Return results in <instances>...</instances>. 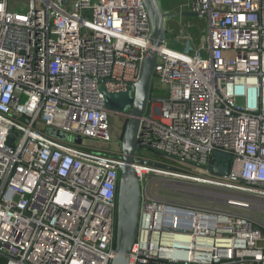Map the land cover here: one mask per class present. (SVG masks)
I'll use <instances>...</instances> for the list:
<instances>
[{"label": "built area", "instance_id": "built-area-1", "mask_svg": "<svg viewBox=\"0 0 264 264\" xmlns=\"http://www.w3.org/2000/svg\"><path fill=\"white\" fill-rule=\"evenodd\" d=\"M13 1L0 0V264H112L123 159L104 91L138 82L148 9ZM180 10L202 15L207 35L196 42L180 28L186 50L176 51L166 20L154 78L167 94H152L140 134L136 158L151 164L135 166L129 264H264V0H186Z\"/></svg>", "mask_w": 264, "mask_h": 264}, {"label": "water", "instance_id": "water-1", "mask_svg": "<svg viewBox=\"0 0 264 264\" xmlns=\"http://www.w3.org/2000/svg\"><path fill=\"white\" fill-rule=\"evenodd\" d=\"M148 9L152 23L151 45L145 53L140 66L139 80L136 85L125 94H109L104 91L105 104L109 112L116 115L129 117L122 142L121 153L123 163L120 165L121 175L118 192V222L116 237V256L112 264H129V257L135 244L138 222L141 209L140 181L136 165H150V162L136 158L139 148L140 134L151 103L154 84V70L156 67L159 50L166 36V20L170 18L202 17L194 12L163 11L160 0H143ZM51 137L65 140L67 136L59 131L50 130ZM14 136L8 138L7 145L12 146ZM75 143L81 145L82 140L77 138ZM215 161L221 158L230 160L231 156L216 152ZM213 173L228 175V164H213Z\"/></svg>", "mask_w": 264, "mask_h": 264}, {"label": "rangeland", "instance_id": "rangeland-1", "mask_svg": "<svg viewBox=\"0 0 264 264\" xmlns=\"http://www.w3.org/2000/svg\"><path fill=\"white\" fill-rule=\"evenodd\" d=\"M162 1V8L166 10H177L182 7L186 3V0H161ZM13 4L16 6H27L28 1L27 0H15L13 1ZM176 7V9H174ZM170 29L172 30L173 36L170 39V47L174 48L176 51L185 52V48L182 45H177L175 43V38L180 30V28L189 29L190 36H193L196 42H198L200 39H203L205 35H207V23L206 20L201 17H185L183 18L181 25H179L176 21L170 20L169 21ZM192 55V53H190ZM154 86H153V92L152 94L157 97H165L167 94L166 87L162 83H160L157 78H154ZM129 117L124 115H116L114 114L113 124H114V130H115V136L122 140L124 130L126 123L128 121ZM50 130L54 129H48V133H50ZM57 131V130H54ZM67 136V135H66ZM70 137L67 136V139ZM98 144L97 148H107L109 151H114L115 147L113 145H103L101 143H95Z\"/></svg>", "mask_w": 264, "mask_h": 264}, {"label": "crops", "instance_id": "crops-1", "mask_svg": "<svg viewBox=\"0 0 264 264\" xmlns=\"http://www.w3.org/2000/svg\"><path fill=\"white\" fill-rule=\"evenodd\" d=\"M174 9H176V7ZM168 11L173 13V12H179V11H182V10L177 9V10H168ZM183 12H185V11H183ZM183 18H185V17H183ZM180 20H182V19H178V18H174L173 19V21H176V22H179Z\"/></svg>", "mask_w": 264, "mask_h": 264}, {"label": "trees", "instance_id": "trees-1", "mask_svg": "<svg viewBox=\"0 0 264 264\" xmlns=\"http://www.w3.org/2000/svg\"><path fill=\"white\" fill-rule=\"evenodd\" d=\"M150 106H151V104H150ZM150 106H149V110H148V113H149V111H150ZM115 247H116V245H115Z\"/></svg>", "mask_w": 264, "mask_h": 264}, {"label": "flooded vegetation", "instance_id": "flooded-vegetation-1", "mask_svg": "<svg viewBox=\"0 0 264 264\" xmlns=\"http://www.w3.org/2000/svg\"><path fill=\"white\" fill-rule=\"evenodd\" d=\"M124 116H126V115H124Z\"/></svg>", "mask_w": 264, "mask_h": 264}]
</instances>
